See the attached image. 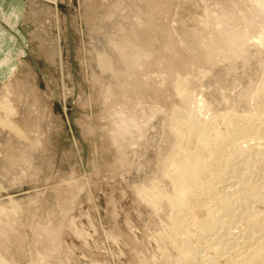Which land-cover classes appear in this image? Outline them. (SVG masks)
Segmentation results:
<instances>
[{
    "label": "rangeland",
    "instance_id": "374dc122",
    "mask_svg": "<svg viewBox=\"0 0 264 264\" xmlns=\"http://www.w3.org/2000/svg\"><path fill=\"white\" fill-rule=\"evenodd\" d=\"M233 1H5L2 17L17 25L6 61L0 55V106L11 107L0 109V258L5 264L179 263L174 239L165 238L172 210L167 203V209H154L150 196L147 201L141 196L142 186L157 183L159 191L168 186L154 170H146V179L136 161L123 164L124 152L111 133L118 113L147 123L157 118L152 111L165 107L181 109L179 123L195 119L196 132L205 129V105L215 104L219 92L233 86L228 76L216 74L218 62L203 60L210 50L201 34L208 31L213 38L210 17L221 16ZM226 8L230 13L235 7ZM257 33L263 35L264 26ZM131 40L138 48L128 46ZM104 56L118 72L103 74L99 59ZM262 57L256 62L263 64ZM129 60L136 63L134 78ZM262 78L254 80V89ZM237 80L248 89L242 78ZM224 94L232 105L231 95ZM261 97L262 92L253 95L256 101ZM256 101L246 109L252 115L264 106ZM217 110L214 114L227 119L224 106ZM252 121L258 128L264 125L258 116ZM191 135L183 136L184 151L195 149ZM168 193L174 195L175 188ZM258 210L264 211V204ZM176 232L170 229L169 235ZM205 240L199 246L214 256Z\"/></svg>",
    "mask_w": 264,
    "mask_h": 264
},
{
    "label": "bare ground",
    "instance_id": "6f19581e",
    "mask_svg": "<svg viewBox=\"0 0 264 264\" xmlns=\"http://www.w3.org/2000/svg\"><path fill=\"white\" fill-rule=\"evenodd\" d=\"M247 1L231 2L235 8L231 9L230 13L226 7L231 3L222 6L221 16L217 14L218 16L214 18L210 17L213 22L209 23V26L214 25L213 38L212 35L209 38L208 31L201 34L208 39L206 44L210 50L206 53L207 58L203 57V60L209 64L213 63L212 59L218 62L219 66L215 67L216 74L221 77L228 76L229 83L233 86L230 90L219 92L215 104L205 105L206 111L203 115L205 129L196 132L195 119L189 120L190 123H179L181 109L176 108L169 112L166 107L160 112L152 111L157 116L156 119L153 118L154 121L150 119L152 123L151 121L145 123L142 119L136 120L124 115L123 112L118 113L112 129L113 142L120 145L124 152L123 157L120 158L123 164L136 161L141 166L140 169L143 168L145 175L146 170L147 172L154 170L162 177L165 186H168L167 191L163 187V190L159 191L155 183L156 185H150L151 187L147 186L149 190H146V186V189L142 186L143 190L141 192L140 189V192L143 198L150 196V200L148 198L144 200L148 199L152 208L157 209L159 205H163L167 209V203L168 208L172 210L170 220L168 219L171 228L168 231L170 232V229L173 232L177 231L176 237L169 235L168 232L165 238L174 239L172 240L174 248L178 249L180 255L178 264H264V211L258 210V206L264 204V125L258 128V125L252 121L255 116L264 121V106L261 105L262 108L257 106L260 107L258 109L260 114L252 115L248 113L249 110L246 111L250 108L248 103L256 101L255 98L253 99L255 93L262 92L261 99L255 103L262 102L264 105V89L258 92L260 87L264 86L262 78L264 63H257L255 59L259 55H264V33H259L263 34L259 37L256 35L259 28L264 26L262 25L264 0H249L250 3ZM260 23L262 24L259 25ZM251 35H256L257 38L252 36L251 40L249 39ZM129 43V47L138 48V42L131 40ZM120 48L118 49L121 50ZM104 59L105 56L99 59L103 74L111 72L113 75L118 72L109 66L112 58L110 60L107 58V61ZM133 60H129L128 63L131 72L129 76L132 78L136 76V63L132 62ZM237 77L244 80L248 89L239 84ZM260 77L261 86L254 89V80L259 81ZM231 90L235 93H230ZM224 92L231 95L232 105L228 106ZM165 98L168 107L170 103L168 104V97ZM111 103L113 104L114 101ZM199 103L204 102L200 99ZM5 105L0 106V109L10 111V105ZM220 106L228 110L227 119H225L226 114H214L215 109L217 110L218 107L219 110ZM188 124L191 128L186 127ZM6 125L8 127L11 125L10 128L13 130L17 129L12 123L8 125L7 122ZM208 126L212 127L211 130H215L214 133L210 130L211 134H209ZM221 129L224 131L220 132ZM185 134H192L189 141L193 139L197 141L193 151H184V147H181ZM172 166L176 171L170 173ZM137 167L139 168V166L135 168ZM136 174L133 172L134 176ZM147 182L149 184V181ZM141 183L143 182H140L139 186ZM143 184L146 185V181ZM171 187L175 188L174 195L168 193ZM210 196L212 199L208 201ZM201 216H205L204 221L199 219ZM204 239L206 240L203 242L206 247L209 245L214 256L206 254L208 251L206 252V248L201 246L202 243L199 246V242ZM215 256L220 261L223 260V263L219 260L216 262ZM0 264H5L1 258Z\"/></svg>",
    "mask_w": 264,
    "mask_h": 264
},
{
    "label": "crops",
    "instance_id": "0c3cea01",
    "mask_svg": "<svg viewBox=\"0 0 264 264\" xmlns=\"http://www.w3.org/2000/svg\"><path fill=\"white\" fill-rule=\"evenodd\" d=\"M0 55L3 56L1 57V61L4 62L6 61V57L8 56V53L6 54V49L8 46L9 41L13 40V38L15 37L12 32L15 29L14 26H17L15 23L11 24L10 19H5L4 17H2L4 15L3 12V6L5 5V1L7 0H0ZM19 3H22V0H17ZM16 12H19L18 6L14 7ZM17 23H19L18 21H16ZM4 23V24H3ZM13 26V27H12ZM6 27H9L8 30Z\"/></svg>",
    "mask_w": 264,
    "mask_h": 264
}]
</instances>
